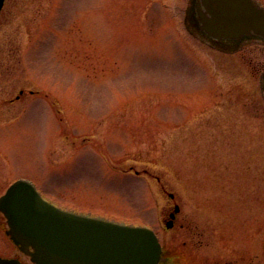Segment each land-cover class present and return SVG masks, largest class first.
Returning a JSON list of instances; mask_svg holds the SVG:
<instances>
[{
    "label": "rangeland",
    "instance_id": "1",
    "mask_svg": "<svg viewBox=\"0 0 264 264\" xmlns=\"http://www.w3.org/2000/svg\"><path fill=\"white\" fill-rule=\"evenodd\" d=\"M193 1L10 0L0 195L26 177L59 208L155 228L172 264L246 248L240 235L264 264V44L222 51Z\"/></svg>",
    "mask_w": 264,
    "mask_h": 264
},
{
    "label": "water",
    "instance_id": "2",
    "mask_svg": "<svg viewBox=\"0 0 264 264\" xmlns=\"http://www.w3.org/2000/svg\"><path fill=\"white\" fill-rule=\"evenodd\" d=\"M213 5L221 11L214 13L209 27L204 26L211 35L221 36L230 24L231 31L241 32L242 26L250 25L243 18L264 30V11L247 0H211L209 7ZM199 13L202 20L204 14ZM0 211L8 220V235L32 264H158L160 260V244L152 231L58 209L25 180L0 198ZM0 264L23 263L1 258Z\"/></svg>",
    "mask_w": 264,
    "mask_h": 264
},
{
    "label": "flooded vegetation",
    "instance_id": "3",
    "mask_svg": "<svg viewBox=\"0 0 264 264\" xmlns=\"http://www.w3.org/2000/svg\"><path fill=\"white\" fill-rule=\"evenodd\" d=\"M192 1L193 0H191V2ZM210 1L211 0H194L193 1V4H194L193 11H191L190 13L188 12L186 13L187 19L192 18L193 19L192 21L196 20L197 23L201 26V28H204V26L209 27L210 23H212L211 21H213L214 13H219L221 11V7L218 5H213V7L210 8L209 7ZM247 1L250 3V5L253 6V8H257L261 11H264V0H247ZM9 2L10 0H2L1 7H0V17L10 12L8 8ZM212 10L213 12L211 13ZM199 12H202L204 14V16H202V20H201ZM224 17L225 16H222L221 18H224ZM205 19H206V23H203L202 21ZM236 19L238 20L237 17ZM243 20H245V23L247 24L249 23L250 25L248 24L249 27H247L246 25L242 26L241 32H235L234 30L231 31L232 24H230L228 27H225V29L222 30L223 32H222L221 37H212L210 33L206 31L204 32L211 40L220 41L221 43H223L220 49L226 53L228 52L232 54L237 53L241 51L240 49H242L243 47L253 45V44H258L257 42L259 41L263 42L264 44V30L258 27H254V23L251 22V20H246L245 18H243ZM144 173L150 179L156 180L158 184L159 183L161 184V181L159 180L158 177L149 175L148 170L145 171ZM19 178H26V177L20 176ZM165 193H167L172 200L175 199V196L173 194L167 191H165ZM179 213H180V208L177 204H175L173 210L166 213V218L163 219L164 229L166 232H170V233L174 232L177 226L175 224L176 223L175 221L177 220ZM8 230H9V226L7 223V219L5 218L3 213L0 212V231L4 233L5 238H7V245L9 246L7 248H10L11 250H13V253L15 254L13 255V253H11L8 255H3V256H0V258H7V259L18 258L16 255L18 247L12 242L10 236L8 235ZM188 231L190 235L189 240H191L192 242L193 240H195L194 234H193L194 230L192 229ZM226 233L228 235L230 234L229 232H226ZM157 236L159 237L161 241V245H162L160 264H167V263L170 264L172 255L167 252L158 232H157ZM233 236L237 237L235 236V234ZM227 237H231V236L230 235L225 236L224 238H227ZM238 237H239L240 242H242V244L245 243L248 245L246 246V248L240 249L233 245L231 246L230 249L226 250L227 248L226 246L223 248L224 252L222 251L219 255H217V257L216 256H206L204 261L202 260L203 261L202 264H257L256 262L257 251L255 247L251 245V242H252V239H250L251 237L248 238V240H245L247 238H242L241 235ZM222 238H223V235H222ZM241 240H244V241H241ZM262 246H263V254H264V243ZM252 248H254V250H252ZM185 261H186V264H201V263H198V261L195 259V256L193 253V246H191V250H187V253L185 254ZM24 263L27 264L26 262Z\"/></svg>",
    "mask_w": 264,
    "mask_h": 264
}]
</instances>
